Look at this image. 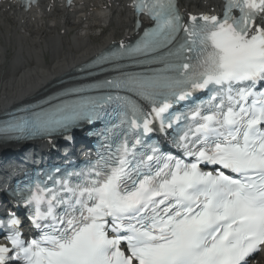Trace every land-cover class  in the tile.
Returning a JSON list of instances; mask_svg holds the SVG:
<instances>
[{
	"label": "snow or ice",
	"instance_id": "obj_1",
	"mask_svg": "<svg viewBox=\"0 0 264 264\" xmlns=\"http://www.w3.org/2000/svg\"><path fill=\"white\" fill-rule=\"evenodd\" d=\"M129 7L138 31L144 17L150 26L90 65L117 75L90 73L0 124L4 138L69 141L71 129L103 124L89 133L94 160L12 189L0 264H254L264 254V0H221L219 12L181 0Z\"/></svg>",
	"mask_w": 264,
	"mask_h": 264
},
{
	"label": "bare ground",
	"instance_id": "obj_2",
	"mask_svg": "<svg viewBox=\"0 0 264 264\" xmlns=\"http://www.w3.org/2000/svg\"><path fill=\"white\" fill-rule=\"evenodd\" d=\"M55 1L46 0L42 8L28 13H21L11 2L0 6V113L13 104L30 102L44 92L62 88L53 86L61 77H68L75 66L112 43H126L134 38L125 0H81L67 10ZM181 4L183 10L193 13L214 7L205 0H181ZM105 26L100 41L91 45L97 38L92 33ZM75 30L81 33L70 38L71 43H65ZM62 47L65 52L56 58ZM41 48L53 55V61L45 66L44 60L38 59ZM11 50V64L17 71L3 74V62ZM30 58H35L34 66Z\"/></svg>",
	"mask_w": 264,
	"mask_h": 264
},
{
	"label": "rangeland",
	"instance_id": "obj_3",
	"mask_svg": "<svg viewBox=\"0 0 264 264\" xmlns=\"http://www.w3.org/2000/svg\"><path fill=\"white\" fill-rule=\"evenodd\" d=\"M77 32H74L73 33V35H75ZM100 39L101 38H97V39H94L93 40V42L91 43V45H95V44H97L99 41H100ZM44 55V54H43ZM59 55V54H58ZM45 56H47V63L49 62V64L51 63V54L50 53H47ZM60 56V55H59ZM12 57V52H9V56H8V58L6 59V62H5V64H4V70H3V73H7L8 72V70L10 69L9 67H10V65H9V59ZM33 60V59H32ZM4 63V62H3ZM32 63V65L31 66H33V64H34V62H31Z\"/></svg>",
	"mask_w": 264,
	"mask_h": 264
}]
</instances>
